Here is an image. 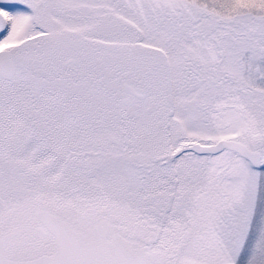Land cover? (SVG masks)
I'll return each mask as SVG.
<instances>
[{
    "label": "snow or ice",
    "instance_id": "snow-or-ice-1",
    "mask_svg": "<svg viewBox=\"0 0 264 264\" xmlns=\"http://www.w3.org/2000/svg\"><path fill=\"white\" fill-rule=\"evenodd\" d=\"M0 264H264V0H0Z\"/></svg>",
    "mask_w": 264,
    "mask_h": 264
}]
</instances>
